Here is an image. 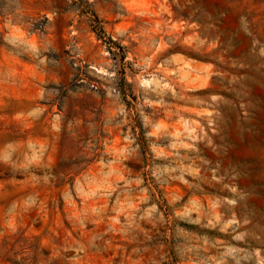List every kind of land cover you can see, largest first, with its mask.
Returning a JSON list of instances; mask_svg holds the SVG:
<instances>
[{
    "label": "rangeland",
    "instance_id": "1",
    "mask_svg": "<svg viewBox=\"0 0 264 264\" xmlns=\"http://www.w3.org/2000/svg\"><path fill=\"white\" fill-rule=\"evenodd\" d=\"M0 264H264V0H0Z\"/></svg>",
    "mask_w": 264,
    "mask_h": 264
}]
</instances>
